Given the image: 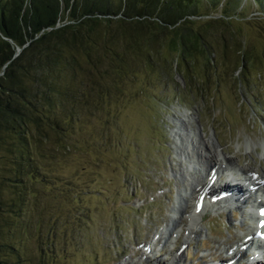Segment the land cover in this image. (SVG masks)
<instances>
[{"label":"rangeland","instance_id":"374dc122","mask_svg":"<svg viewBox=\"0 0 264 264\" xmlns=\"http://www.w3.org/2000/svg\"><path fill=\"white\" fill-rule=\"evenodd\" d=\"M192 11L197 22L230 17L233 39L211 36L215 57L190 54L187 72L164 35L146 53L112 46L122 59L111 60L106 77L117 92L87 91L81 78L70 87L76 94L59 118L60 135L30 137L27 153L16 137L0 143L3 264H172L173 256L175 264H219L249 232L243 208H213L201 221L184 219L194 236L185 226L177 240L164 234L189 192L192 179L181 171L195 178L198 168L178 153L185 114L189 142L214 137L241 167L264 176V0H199ZM106 54L99 48L101 59ZM243 56L251 63L240 70Z\"/></svg>","mask_w":264,"mask_h":264},{"label":"trees","instance_id":"16d2710c","mask_svg":"<svg viewBox=\"0 0 264 264\" xmlns=\"http://www.w3.org/2000/svg\"><path fill=\"white\" fill-rule=\"evenodd\" d=\"M198 1L0 0V143L16 137L22 152L27 153L30 137L60 135V116L76 94L70 87L81 78L87 82V91L100 95L117 92L106 77V72L113 71L111 60L122 59L114 56L112 46L141 53L145 46L155 45L158 35H164L178 54L176 66L180 61L187 72L191 69L188 63H194L188 60L190 54L215 57L211 36L216 39L214 36L227 34L233 39L231 30L218 27L222 22L230 24L226 21L230 17L191 20L196 17L192 9ZM239 12L236 9L233 16L238 17ZM151 24L159 29L149 33ZM17 48L21 49L18 55ZM99 48L107 53L104 59L98 55ZM221 56L225 59L226 53ZM244 62L249 61L243 56L240 70L245 69ZM102 66L106 68L102 70ZM47 110L53 114L51 118L44 115ZM54 140V146L62 147ZM1 252L0 245L3 264Z\"/></svg>","mask_w":264,"mask_h":264},{"label":"bare ground","instance_id":"6f19581e","mask_svg":"<svg viewBox=\"0 0 264 264\" xmlns=\"http://www.w3.org/2000/svg\"><path fill=\"white\" fill-rule=\"evenodd\" d=\"M184 118H185V120L181 122L180 128L175 133V136H177V139L179 141V146H178L179 152L178 153L181 156H186L187 160H190L189 161L190 163H193L196 166H198V169L196 171H194V174L196 173L195 178L192 174L189 173L188 169H186L185 172L181 171L184 174L185 173L189 174V176L191 177L192 180L188 184L189 192H187V190H185V198L182 195H180L177 206H175L173 208V212H174L175 216L173 217L172 222H174L175 224L177 223V226L175 228V224L173 223L172 225L174 227L173 226H172V228L168 227L167 230H165L164 234L167 236V241L173 240V239L177 240L178 235L180 234V229H181L180 227H182V226L183 227L185 226L187 228V231H189V233L187 231H186V233L189 236H194V234H195L194 231L190 227L188 228L187 223L185 225V220H187V217H188V222L190 224H192L196 221H201L204 212L208 209L209 210L213 209V208L214 209L215 208L216 209H220V208L222 209V208L226 207L227 205L239 207V205L246 204V202L251 198L252 194L249 195V193H244L243 197L242 196L238 197V200L242 199V201H238V200L233 201V199H230V197L227 196V198H226V196L222 195L223 197L218 198L217 203L215 205L208 204L209 199L215 197V189L213 187L210 188L206 192L204 191V189L208 183L209 177L211 176L210 172L212 170H214L215 175L217 177H219V174L222 171L223 164H226L229 166L237 165V166H239V170L244 174V176L248 177L247 182H248L249 186H256V184L259 180L264 179V177H260L259 175H257V178L255 180L256 182L254 180H252V176L255 174V172H253L251 170V168H249V165H246L247 167L246 166L241 167L240 164L238 165V163H236V161H235L236 158L234 159V158L230 157L229 155H227V154H229L227 151H224L222 149L224 152L227 153L226 154L219 149V145L217 144V141L214 137L205 138L206 137L205 135H201V136L199 135V138H198L199 144L198 145L194 144L193 142H189V137H191V133H189V127L188 126H189L190 122L192 121V118L189 117V114L188 115L185 114ZM187 128H188V131H187ZM191 139H192V141H195V143L198 142V139L197 140H194L193 138H191ZM185 141L190 146L189 147L190 152H189L187 146L184 145ZM247 148H250V147L247 146ZM191 150H192V152H191ZM261 150H262L261 151L262 155L264 156V145L261 146ZM193 155L195 157L192 158L191 156H193ZM188 157H191V158L189 159ZM193 160H196V161H193ZM262 160H264V158ZM175 172H177V171H175ZM180 173H178V174H180ZM250 181L252 182L251 184H250ZM257 186H258L257 190H263V188H264V187H261L259 183L257 184ZM240 188L241 187H239L238 189H235L233 191V193L238 194V191ZM200 191L205 192V194L207 195V198H206V201L204 202L202 210L197 211L196 202H197V197H198V194ZM224 191L227 192L228 190H223V192ZM242 192H244V191H242ZM190 203H191V206H190ZM216 205H218V206H216ZM173 229H174V231H171ZM178 229H179V232H177ZM175 232H177L178 234L175 235L174 234ZM162 235H163V233H162ZM245 244H246V242L240 241V243H238L235 246V249L230 253V255L232 254V257H235V256H239L241 258L243 257L242 260H243V262H245L244 256H246V251L245 252L242 251V247ZM247 248H249V247H247ZM249 251H251L250 248H249ZM177 259L179 260L180 256H178L177 258L175 256H173L171 258V263L175 264L174 261L176 262ZM254 260H255V258H254ZM254 262H256L255 264H259L260 261L257 260ZM224 263H226V262H224ZM260 263L264 264L263 261H261Z\"/></svg>","mask_w":264,"mask_h":264},{"label":"water","instance_id":"95a60500","mask_svg":"<svg viewBox=\"0 0 264 264\" xmlns=\"http://www.w3.org/2000/svg\"><path fill=\"white\" fill-rule=\"evenodd\" d=\"M222 22V21H221ZM220 22V23H221ZM223 24H220L218 27H220L221 28V30H225V28L226 29H229L230 30V28H229V26H230V24H227L226 22H222ZM226 23V24H225ZM220 28H219V30H220ZM20 51H21V49H19V48H17V52H16V55H18L19 53H20ZM2 75V72L0 73V76Z\"/></svg>","mask_w":264,"mask_h":264},{"label":"snow or ice","instance_id":"6c2138e0","mask_svg":"<svg viewBox=\"0 0 264 264\" xmlns=\"http://www.w3.org/2000/svg\"><path fill=\"white\" fill-rule=\"evenodd\" d=\"M262 215H264V213H262Z\"/></svg>","mask_w":264,"mask_h":264}]
</instances>
